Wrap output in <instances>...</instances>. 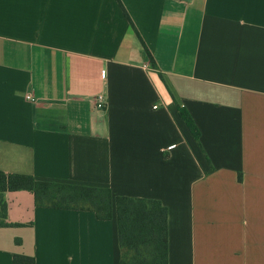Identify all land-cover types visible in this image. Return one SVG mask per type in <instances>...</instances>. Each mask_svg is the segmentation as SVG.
I'll return each mask as SVG.
<instances>
[{
	"label": "crops",
	"instance_id": "0c3cea01",
	"mask_svg": "<svg viewBox=\"0 0 264 264\" xmlns=\"http://www.w3.org/2000/svg\"><path fill=\"white\" fill-rule=\"evenodd\" d=\"M0 171L114 200L5 192L0 264H120L117 197L168 209V264H264V0H0Z\"/></svg>",
	"mask_w": 264,
	"mask_h": 264
},
{
	"label": "trees",
	"instance_id": "16d2710c",
	"mask_svg": "<svg viewBox=\"0 0 264 264\" xmlns=\"http://www.w3.org/2000/svg\"><path fill=\"white\" fill-rule=\"evenodd\" d=\"M182 115L198 138L192 119L184 112ZM21 190L32 192L38 207L92 211L99 220L113 217L114 200L110 189L43 182L33 176L0 171V227H8L4 193ZM115 207L122 249L120 264H168V209L157 200L127 197H117ZM15 261L17 264L35 262L34 258L21 256H16Z\"/></svg>",
	"mask_w": 264,
	"mask_h": 264
},
{
	"label": "built area",
	"instance_id": "2783aa9c",
	"mask_svg": "<svg viewBox=\"0 0 264 264\" xmlns=\"http://www.w3.org/2000/svg\"><path fill=\"white\" fill-rule=\"evenodd\" d=\"M182 3H186L190 0H181ZM28 99H32L31 97H28ZM96 108L100 111H105L108 108V102L104 95H99L95 99Z\"/></svg>",
	"mask_w": 264,
	"mask_h": 264
}]
</instances>
